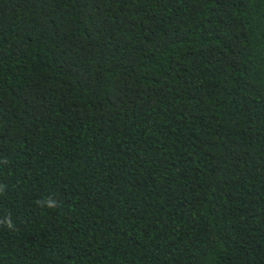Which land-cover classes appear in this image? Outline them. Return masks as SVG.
Wrapping results in <instances>:
<instances>
[{
    "label": "trees",
    "instance_id": "1",
    "mask_svg": "<svg viewBox=\"0 0 264 264\" xmlns=\"http://www.w3.org/2000/svg\"><path fill=\"white\" fill-rule=\"evenodd\" d=\"M0 185V264H264V0H0Z\"/></svg>",
    "mask_w": 264,
    "mask_h": 264
},
{
    "label": "clouds",
    "instance_id": "2",
    "mask_svg": "<svg viewBox=\"0 0 264 264\" xmlns=\"http://www.w3.org/2000/svg\"><path fill=\"white\" fill-rule=\"evenodd\" d=\"M4 185H0V192H3L5 190ZM37 204L41 207H47V208H52L55 209L58 207L57 201L51 197L45 199V200H40L37 201ZM0 224L5 225L8 228H12L13 227V220L11 218V215H6L3 218H0Z\"/></svg>",
    "mask_w": 264,
    "mask_h": 264
}]
</instances>
